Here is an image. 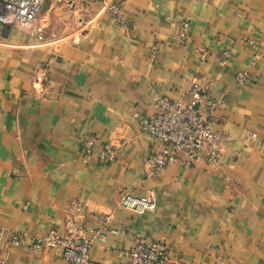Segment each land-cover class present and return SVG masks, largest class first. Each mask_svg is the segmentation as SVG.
I'll return each instance as SVG.
<instances>
[{"label": "crops", "instance_id": "0c3cea01", "mask_svg": "<svg viewBox=\"0 0 264 264\" xmlns=\"http://www.w3.org/2000/svg\"><path fill=\"white\" fill-rule=\"evenodd\" d=\"M195 84L219 102L221 158L147 177L160 142L140 121L156 95L190 102ZM90 136L97 151L115 141L117 158L84 162ZM149 189L155 211L117 206L121 193ZM73 228L81 240L104 232L90 264H130L138 235L166 245L163 264H264V0H46L33 30L0 24V229ZM30 243H4L6 264H70Z\"/></svg>", "mask_w": 264, "mask_h": 264}, {"label": "built area", "instance_id": "2783aa9c", "mask_svg": "<svg viewBox=\"0 0 264 264\" xmlns=\"http://www.w3.org/2000/svg\"><path fill=\"white\" fill-rule=\"evenodd\" d=\"M46 0H0V24L19 29L33 30ZM105 12L111 16L116 26L128 29L121 9V4H106ZM181 32L178 39L183 45L190 43V22L183 20L180 23ZM154 56L157 49L152 47ZM204 56V54H203ZM230 57V53L223 52L221 64ZM247 73L236 75L238 82L244 81ZM191 101L173 100L167 96L156 95V111L153 115L140 121L142 131L157 139L160 144L149 159L147 177L159 178L172 163L190 165L195 162L206 161L217 164L223 153V142L219 133L214 130L213 122L219 102L212 99L209 87L194 85L190 91ZM257 135L252 134L255 138ZM97 139L90 136L83 140L81 158L84 162L93 157L101 160L114 161L120 151L115 141L106 142L100 151L96 150ZM157 205V192L149 189L144 196L137 197L130 193H121L117 206L135 213L153 212ZM111 220L106 215L105 222ZM60 234L52 229L43 235H29L26 232L8 233L0 229V264H6L4 243L8 245H23L30 236V247L36 253L46 249H59L62 256L70 264H90V250L96 239L104 238V232L95 231L91 236L82 240L73 232ZM131 257L130 264H163L166 261L168 250L166 245L156 239L137 236L136 244L128 251Z\"/></svg>", "mask_w": 264, "mask_h": 264}]
</instances>
